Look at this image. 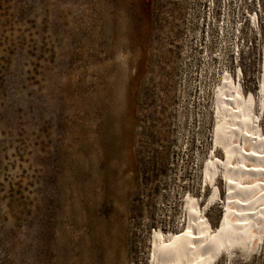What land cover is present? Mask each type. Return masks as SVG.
<instances>
[{
  "label": "rangeland",
  "instance_id": "rangeland-1",
  "mask_svg": "<svg viewBox=\"0 0 264 264\" xmlns=\"http://www.w3.org/2000/svg\"><path fill=\"white\" fill-rule=\"evenodd\" d=\"M263 49L264 0H0V264H149L187 200L216 230V103L259 115Z\"/></svg>",
  "mask_w": 264,
  "mask_h": 264
},
{
  "label": "bare ground",
  "instance_id": "bare-ground-1",
  "mask_svg": "<svg viewBox=\"0 0 264 264\" xmlns=\"http://www.w3.org/2000/svg\"><path fill=\"white\" fill-rule=\"evenodd\" d=\"M258 100L260 112L255 117L235 87L226 83L216 103L215 150L203 171L207 186H213L211 202L220 195L217 180L225 187L216 230H209L204 210L187 200L186 226L180 233L154 231L149 264H216L228 254L250 253L264 243V138L259 128L264 113V67Z\"/></svg>",
  "mask_w": 264,
  "mask_h": 264
}]
</instances>
